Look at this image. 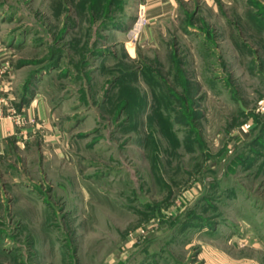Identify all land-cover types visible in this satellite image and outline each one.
Wrapping results in <instances>:
<instances>
[{
  "label": "rangeland",
  "instance_id": "374dc122",
  "mask_svg": "<svg viewBox=\"0 0 264 264\" xmlns=\"http://www.w3.org/2000/svg\"><path fill=\"white\" fill-rule=\"evenodd\" d=\"M233 1L143 39L139 0H0L63 139L0 155V264H264V0Z\"/></svg>",
  "mask_w": 264,
  "mask_h": 264
},
{
  "label": "crops",
  "instance_id": "0c3cea01",
  "mask_svg": "<svg viewBox=\"0 0 264 264\" xmlns=\"http://www.w3.org/2000/svg\"><path fill=\"white\" fill-rule=\"evenodd\" d=\"M139 1L143 9V27L139 34L143 39H150L157 25L175 17L182 3L202 2L208 9L218 13L234 3L233 0ZM11 58L7 42L0 36V155L6 152V145L10 141L31 142L38 136L54 147L58 143L63 145L62 135L51 119L49 107L35 95L25 103H21L22 91L11 65ZM17 119L21 124L15 123ZM31 120L33 123H29Z\"/></svg>",
  "mask_w": 264,
  "mask_h": 264
},
{
  "label": "trees",
  "instance_id": "16d2710c",
  "mask_svg": "<svg viewBox=\"0 0 264 264\" xmlns=\"http://www.w3.org/2000/svg\"><path fill=\"white\" fill-rule=\"evenodd\" d=\"M114 20V19H113ZM113 20H109V24H112L114 22ZM31 81L28 80L27 83L29 84ZM30 95V90L26 89V85L22 89V95H21V103H25L27 101V97Z\"/></svg>",
  "mask_w": 264,
  "mask_h": 264
},
{
  "label": "built area",
  "instance_id": "2783aa9c",
  "mask_svg": "<svg viewBox=\"0 0 264 264\" xmlns=\"http://www.w3.org/2000/svg\"><path fill=\"white\" fill-rule=\"evenodd\" d=\"M142 11H143L142 6L139 5L137 19H142ZM0 114H1V109H0ZM15 123L21 124L20 120H18V119L15 120ZM29 123H33V121L31 120V121H29Z\"/></svg>",
  "mask_w": 264,
  "mask_h": 264
},
{
  "label": "bare ground",
  "instance_id": "6f19581e",
  "mask_svg": "<svg viewBox=\"0 0 264 264\" xmlns=\"http://www.w3.org/2000/svg\"><path fill=\"white\" fill-rule=\"evenodd\" d=\"M136 21H137V22H136V24L134 25V28H135L136 26H138V24L140 23V19H137Z\"/></svg>",
  "mask_w": 264,
  "mask_h": 264
}]
</instances>
